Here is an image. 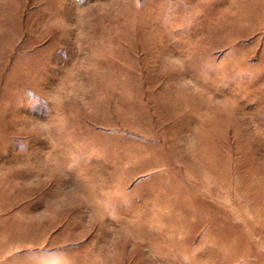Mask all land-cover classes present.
Here are the masks:
<instances>
[{"label":"rangeland","instance_id":"obj_1","mask_svg":"<svg viewBox=\"0 0 264 264\" xmlns=\"http://www.w3.org/2000/svg\"><path fill=\"white\" fill-rule=\"evenodd\" d=\"M263 44L264 0H0V264H264Z\"/></svg>","mask_w":264,"mask_h":264},{"label":"crops","instance_id":"obj_2","mask_svg":"<svg viewBox=\"0 0 264 264\" xmlns=\"http://www.w3.org/2000/svg\"><path fill=\"white\" fill-rule=\"evenodd\" d=\"M261 47H262V50L264 51V44L263 45H261ZM263 60H264V57H263ZM69 162H70V160H69ZM78 174L79 173H62V178L64 179V181H65V184H68V185H70L71 187H73L74 185L75 186H77L78 185ZM74 176V178L76 179V180H74V181H71V180H69V178L71 177H73ZM80 178V177H79Z\"/></svg>","mask_w":264,"mask_h":264}]
</instances>
